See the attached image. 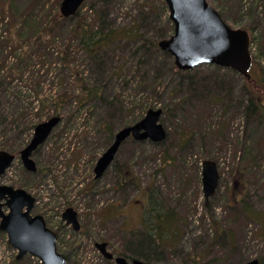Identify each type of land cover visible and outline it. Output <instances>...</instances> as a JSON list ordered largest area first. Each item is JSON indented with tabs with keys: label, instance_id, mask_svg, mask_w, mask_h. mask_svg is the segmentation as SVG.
I'll use <instances>...</instances> for the list:
<instances>
[{
	"label": "rangeland",
	"instance_id": "obj_1",
	"mask_svg": "<svg viewBox=\"0 0 264 264\" xmlns=\"http://www.w3.org/2000/svg\"><path fill=\"white\" fill-rule=\"evenodd\" d=\"M62 1L0 0V151L17 156L0 183L35 197L32 213L58 233L68 264H113L101 241L152 264H264V111L247 113L250 96L264 106V0H208L230 27L250 32V82L211 64L179 70L158 45L174 34L165 0H85L68 18ZM86 25L116 40L88 50ZM150 109L164 110L167 138L121 145L115 162L128 184L115 163L96 180L115 134ZM54 116L61 122L29 171L20 152ZM205 160L221 174L209 205ZM69 207L82 231L63 220ZM17 254L0 230V264H42Z\"/></svg>",
	"mask_w": 264,
	"mask_h": 264
},
{
	"label": "water",
	"instance_id": "obj_2",
	"mask_svg": "<svg viewBox=\"0 0 264 264\" xmlns=\"http://www.w3.org/2000/svg\"><path fill=\"white\" fill-rule=\"evenodd\" d=\"M170 19L174 24V34L169 39L159 42V47L174 57L175 65L181 71H190L201 64H211L232 69L251 79L249 69L252 64L250 53V34L247 30L233 29L212 8L207 0H165ZM84 0H63L60 7L65 18L74 16ZM162 109H150L145 118L135 125L120 130L113 143L99 158L95 166V178H101L114 161L121 145L133 137L137 141L151 139L160 143L167 138V131L159 122ZM61 122V117L37 125L31 142L22 150L21 159L25 167L32 172L37 166L31 158L33 152L45 143L54 128ZM16 156L8 151H0V179L15 161ZM203 191L206 204L216 194L220 184L217 163L212 160L203 162ZM36 199L25 189L0 184V229L8 235L9 243L18 250L17 259L32 255L42 260L43 264H67V258L59 253L57 234L47 227L42 215H32ZM8 209V212L5 211ZM63 218L80 230L77 212L68 208ZM107 243H98L97 247L107 258L113 255L106 250ZM118 264H130L123 257L117 258ZM132 264H152L139 260ZM244 264H260L258 259Z\"/></svg>",
	"mask_w": 264,
	"mask_h": 264
},
{
	"label": "trees",
	"instance_id": "obj_3",
	"mask_svg": "<svg viewBox=\"0 0 264 264\" xmlns=\"http://www.w3.org/2000/svg\"><path fill=\"white\" fill-rule=\"evenodd\" d=\"M221 16L224 18L223 14H221ZM81 31H82L81 38H82L83 42H85L86 48L88 50H98L100 48L105 47L106 45L107 46L110 45L114 40H116V36H115L114 31H109L107 33H99V32L93 33L92 29H90L88 25L83 26L81 28L80 32ZM218 70H222V69L219 68ZM262 71L264 73V69H262ZM252 78H251V80H252ZM262 79L264 80V74H263ZM246 81L250 82V80H247V79H246ZM248 101L249 102L247 105V113L251 112V113L256 114V115L257 114L261 115L263 113L262 111H264V106H263V108H260V106L257 102V99L255 100V98L253 96H250L248 98ZM122 166L120 165V163H118V164L115 163V168L118 172L123 171ZM247 206H248V204L245 203L244 209H246L247 213L256 214V213H253V211H251ZM151 239H152V241L154 240L153 237H151ZM196 264H198V263H196ZM261 264H262V262H261Z\"/></svg>",
	"mask_w": 264,
	"mask_h": 264
},
{
	"label": "flooded vegetation",
	"instance_id": "obj_4",
	"mask_svg": "<svg viewBox=\"0 0 264 264\" xmlns=\"http://www.w3.org/2000/svg\"><path fill=\"white\" fill-rule=\"evenodd\" d=\"M116 173L118 174V177H120L119 178V184L121 186L124 185V184H128V181L127 180H128V174H129V172H124V171L118 172L117 171ZM98 180H100V179H98ZM236 184H237V182H236ZM82 230L83 229L81 227V231ZM101 242H107V241H101ZM107 250L110 251V244H109V242H108V245H107ZM99 252L103 256V258H104L105 261L107 260V262L113 263V264H117V262H116V257L117 256H123V257L127 258V260L129 262H132L134 259H136L135 256L132 255V254H130V253H127V255H125V254L122 255L120 253H113L114 254V258H112V259H106L105 256L103 255L104 253H102L100 250H99ZM67 259H68V256H67ZM139 259L142 260L140 257H139ZM68 262H69V259H68ZM68 262H67V264H68Z\"/></svg>",
	"mask_w": 264,
	"mask_h": 264
}]
</instances>
